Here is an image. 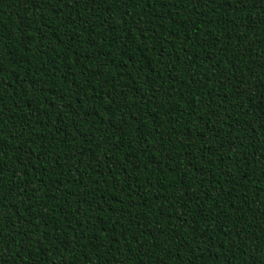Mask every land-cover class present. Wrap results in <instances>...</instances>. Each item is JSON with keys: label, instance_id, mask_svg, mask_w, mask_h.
<instances>
[{"label": "trees", "instance_id": "16d2710c", "mask_svg": "<svg viewBox=\"0 0 264 264\" xmlns=\"http://www.w3.org/2000/svg\"><path fill=\"white\" fill-rule=\"evenodd\" d=\"M0 264H264V0H0Z\"/></svg>", "mask_w": 264, "mask_h": 264}]
</instances>
